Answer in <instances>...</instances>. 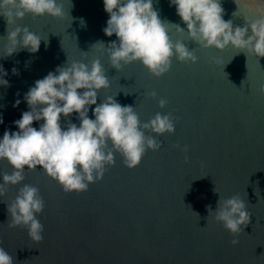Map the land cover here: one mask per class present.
Instances as JSON below:
<instances>
[{
  "label": "water",
  "instance_id": "obj_1",
  "mask_svg": "<svg viewBox=\"0 0 264 264\" xmlns=\"http://www.w3.org/2000/svg\"><path fill=\"white\" fill-rule=\"evenodd\" d=\"M60 2L63 18L27 14L9 25L10 30L28 27L39 35L43 40L38 52L21 49L4 56L7 41L0 38V79L10 85H0V139L5 130L19 131L13 122L30 110L24 95L36 80L73 61L90 67L94 59L100 60L110 81V87L98 93L97 104L115 96L122 106L135 108L141 123L157 112L170 113L176 131L159 136L161 149L148 150L135 168L125 167L116 153L115 165L103 179L80 193L65 192L39 167L25 169L22 184L9 186L0 197V247L13 264H264V95L258 92L264 84V57L246 56L231 46L222 51L199 47L189 40L170 0H153L162 21L185 30L172 28L173 42L182 40L189 50L195 49L198 62L173 58L170 71L160 78L140 62L117 70L102 45L92 47L118 43L115 34L109 37L103 31L109 19L103 0ZM221 7L225 21L243 28L246 20L258 18L264 0H221ZM6 29L0 16V37ZM153 90L157 99L146 95ZM159 98L167 99L164 108L158 106ZM17 99L20 104L13 107ZM95 106L88 112L91 119ZM77 115H62V129L68 120L79 126ZM42 123L34 121L32 126L38 130ZM185 145L187 153L181 150ZM11 171L8 161L0 160V174ZM23 184L37 187L45 201L38 217L44 225L39 243L29 238L26 228L8 227L7 204ZM236 194L248 204L251 218L234 237L214 214L208 217L206 206L215 212L220 197ZM234 238L239 241L235 246Z\"/></svg>",
  "mask_w": 264,
  "mask_h": 264
},
{
  "label": "clouds",
  "instance_id": "obj_2",
  "mask_svg": "<svg viewBox=\"0 0 264 264\" xmlns=\"http://www.w3.org/2000/svg\"><path fill=\"white\" fill-rule=\"evenodd\" d=\"M103 5L109 16L103 31L109 37L115 34L118 43L112 41L105 47L103 42H97L92 47L102 45L111 66L117 70L122 65L140 62L154 77L160 78L170 71L173 58L179 62H198L195 49L189 50L182 40L173 42L171 29L175 28L180 33L185 30L179 24L162 21L153 0H103ZM170 6H175L176 14L186 25L189 40L199 47L222 51L231 46L246 56L264 57V7L257 9V19L246 20L243 28H233L231 20L223 19L221 0H170ZM27 14L53 18L65 15L60 0H0V16L7 23L6 35L0 37L7 41L4 56H11L21 49L38 52L43 40L39 35L28 27L9 29V25ZM80 23L85 26L82 18ZM0 72H3L2 68ZM12 72L18 74L15 68ZM0 85L10 86L3 79H0ZM109 87L110 81L99 59H94L90 67L73 61L34 82L24 95L30 110L13 122L19 131L5 130L0 139V160H7L12 169L10 173L0 174L3 179L0 197L6 195L9 186L22 184L25 169L37 170L39 167L65 192L80 193L103 179L108 167L115 165L116 153L123 158V165L132 169L140 164L148 150L161 149L162 142L158 137L176 131L172 115L157 112L147 122L141 123L135 108L122 106L115 96H107L97 104L98 93ZM258 92L264 95V84L259 86ZM146 95L157 99L154 90ZM20 102L17 99L13 107H18ZM167 103L165 98L158 99L160 108ZM93 105L96 106L92 111L94 119H91L88 112ZM73 113L78 114L79 126L68 120L66 129H62L61 116L68 118ZM34 121H43L38 130L32 126ZM181 150L187 153L188 147L185 145ZM188 162L185 156V163ZM214 192H217L215 188ZM44 208L45 201L39 189L23 184L14 200L7 204L8 227L26 228L31 240L42 242L44 225L38 217ZM206 210L208 217L214 214L215 220L234 237L243 232L251 218L248 204L238 194L226 199L220 197L215 212L211 205H207ZM231 243L235 246L239 241L234 238ZM0 264H13L12 256L3 247H0Z\"/></svg>",
  "mask_w": 264,
  "mask_h": 264
}]
</instances>
